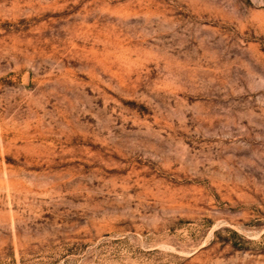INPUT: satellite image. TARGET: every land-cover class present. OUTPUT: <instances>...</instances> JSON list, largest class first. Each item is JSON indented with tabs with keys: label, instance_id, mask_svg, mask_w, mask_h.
Wrapping results in <instances>:
<instances>
[{
	"label": "rangeland",
	"instance_id": "1",
	"mask_svg": "<svg viewBox=\"0 0 264 264\" xmlns=\"http://www.w3.org/2000/svg\"><path fill=\"white\" fill-rule=\"evenodd\" d=\"M0 264H264V0H0Z\"/></svg>",
	"mask_w": 264,
	"mask_h": 264
}]
</instances>
